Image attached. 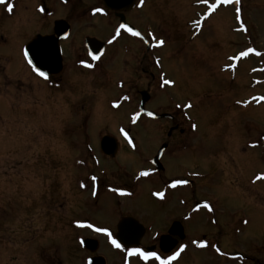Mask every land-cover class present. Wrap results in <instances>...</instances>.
Returning a JSON list of instances; mask_svg holds the SVG:
<instances>
[{
  "label": "rangeland",
  "instance_id": "rangeland-1",
  "mask_svg": "<svg viewBox=\"0 0 264 264\" xmlns=\"http://www.w3.org/2000/svg\"><path fill=\"white\" fill-rule=\"evenodd\" d=\"M49 1L57 5L56 18L62 17L63 5L73 7L71 16L69 14L74 26L73 37L95 33L105 40L110 38L118 22L113 11L89 13V8L101 6L102 0ZM137 2L140 6L125 11L127 21L146 32L151 49L123 32L117 42L108 47L104 65L109 74L98 79L93 72L76 69L72 72L74 83L62 90L47 89L21 64L23 38L42 27L31 32L38 21L36 14L18 6L13 16L0 20V28L9 37L6 43H0V264H34L31 253L36 256L42 251L53 264H85L88 252L78 247L77 236L82 234L69 227L73 220L88 219L95 225L114 228L119 217L132 214L159 231L174 222L183 223L185 210L179 209V203L168 201L165 205L152 195V191L160 187L162 172L159 177L144 178L138 170L148 166V159L164 144L169 154L173 148L187 142L189 152L180 149L164 159L165 175L185 176L182 172L187 170L199 172V197L192 204L209 197L216 203L213 217L221 224L229 220V225L228 233L222 235V230H216L211 224L210 213L201 211L196 217L187 218L185 234L189 237L177 236V242L188 244V250L177 264H241L238 260L220 258L210 246L198 249L194 239L210 243L214 241L213 236L219 237V244L230 252H243L253 259L244 264H264V183L263 196L259 191L250 192L259 198L263 204L260 206L255 199L245 196L238 185H248L247 179L264 169L262 149L249 148L258 145L264 150V100H260L264 96V0L224 3L209 16H205L208 6L203 0H144L142 6L140 0ZM212 2L215 0H210ZM79 3L84 6L81 8ZM237 8L241 9L239 13ZM86 9L88 13L82 16ZM161 37L164 45L156 43ZM248 48L256 51L238 60L232 59ZM68 68L72 71L76 67L69 61ZM122 79L126 84L122 85ZM167 79L174 84H165ZM127 89L131 92V101ZM139 90L150 92L148 109L172 113L175 120L144 116L136 125L129 123V113L138 107ZM112 99L119 100L116 101L118 108L110 107ZM18 101L30 105L28 109L32 110L28 114L39 117L42 129L28 127V131L35 133L26 132L27 123H19L23 121L19 119L23 108ZM189 103L190 108L186 106ZM193 124L197 126L195 130ZM121 128L126 131L130 128L135 136L131 142L126 139L127 145L119 136L118 132L123 134ZM23 132V146L33 145L32 140L39 139L40 145L30 149L43 151L39 166H35L29 152L19 154L22 142L18 138ZM84 132L89 135L87 147L93 149L91 153H96L94 158L101 159L103 168L93 169L89 164L77 170L75 163L71 165L73 159L84 155V145L80 144L84 141ZM104 136L117 140V157H107L100 150ZM6 146L8 153L4 152ZM237 146L246 148L244 154H238L242 166L235 165L232 159L220 165L224 149ZM46 147L49 153L53 148L49 155L55 158L53 166L43 165L48 158ZM234 152L236 150L231 156ZM86 157L90 158L89 152ZM94 170L101 174V182L120 184H128L137 173L138 191L133 197L119 198L104 191L99 202H95L90 192L80 193L75 187L76 176L87 174L89 177ZM18 172H24L27 181L21 182L14 176ZM33 172L37 182L32 181ZM226 181L237 185H230L231 182L228 185ZM20 187L27 194L22 203L15 206L12 197L20 200L16 194ZM31 200L36 209L23 205V202L30 204ZM243 217L248 218L245 227L240 225L239 218ZM35 230L38 231L36 238L32 234ZM83 234L95 237L89 231ZM1 237L4 238L1 240ZM96 238L101 243L97 251L107 254L108 264L121 262L122 254L116 259L109 244L107 250L102 249V244L110 242L108 235ZM4 239L8 245L3 243ZM20 243L24 246L19 255L22 262H11L15 251L10 245L15 248Z\"/></svg>",
  "mask_w": 264,
  "mask_h": 264
},
{
  "label": "flooded vegetation",
  "instance_id": "flooded-vegetation-1",
  "mask_svg": "<svg viewBox=\"0 0 264 264\" xmlns=\"http://www.w3.org/2000/svg\"><path fill=\"white\" fill-rule=\"evenodd\" d=\"M11 3L13 4V8L12 11L8 10V4ZM80 7L82 8L84 6V4L79 3ZM21 6L22 8L33 12L34 14H36V16L38 17V21H36L34 23V26L31 28V32L34 31V29L41 27L39 30L34 31V33L31 36H26L25 38H23L25 41L21 43L20 45V53H21V58H22V62L23 65L28 69V71L35 77V79L41 83H43L45 85V87L49 90H62L64 87H66L68 84H72L74 82V76H72V72H74L76 69H78L79 71H84V72H90L93 74H96L98 79H100L99 77H104V75L109 74L106 71V66L104 65L105 60H106V55L108 54V47L110 45H113L115 42H117L118 37L121 36V33L125 32V28L121 27L120 24V17L117 15V12L114 10H109L106 9L102 0L101 6H95V7H90L89 10L92 15L95 14H99V12L101 11H96L97 9H103V11L105 10L106 12L111 13V11H113V15L116 17V20H118L117 24L115 26H113V30L111 32V36L108 39H103L101 36H99L98 34L95 33H90V34H85L83 35L82 33H80V37H73L72 33H73V23L71 22V11L73 10V7H70L68 4L63 5L62 9H64L63 15L62 17L56 18V7L57 5H55V3L53 1H49V0H5L4 3H0V20L3 17L6 16H13L15 10H17V7ZM85 6H87L85 4ZM140 6V4L138 2H136L134 4V6L131 9H134L135 7ZM142 6V5H141ZM43 7L44 11H41L40 9ZM66 9H65V8ZM77 8V7H76ZM80 8V9H81ZM78 10V8L76 9ZM88 10V11H89ZM86 13L83 14L82 16H86L87 9L85 10ZM70 14V16H69ZM76 16V14H75ZM126 19H127V15L125 13ZM73 17V16H72ZM118 17V19H117ZM80 20V19H79ZM128 20V19H127ZM57 22H61V24L58 26V33H60V35L63 36V38L60 40V46H61V54H62V65L60 70L57 73H51L50 75H47L46 77H42L40 76L35 68L33 67L32 64L28 63V59L25 55V48L27 46L28 43H30L37 35H42V36H51V35H59L56 31V24ZM130 23V21H129ZM132 24V23H131ZM67 25H69V30L67 29ZM134 25V24H132ZM135 26V25H134ZM142 34V36H135L133 33L129 32L127 29V31L130 33V36H132L133 38L135 37L138 40H141L147 47V41H150L149 36L146 34V32L141 29L138 28L137 26H135ZM43 28V29H42ZM124 30V31H123ZM117 31H119V35L116 36ZM126 33V32H125ZM94 37L96 39H99L103 42H105V46L102 47V51H99L98 53L93 49L90 50L87 46H86V37ZM116 36L115 39H113V37ZM72 38V39H71ZM9 37L8 35L4 32V30H2L0 28V43H6L8 41ZM28 40V42L25 44V42ZM140 41V42H141ZM73 49V52H70V50ZM151 49V48H150ZM69 50V51H68ZM73 53V54H72ZM93 54H98L100 55V60H95L93 59ZM71 56L72 58L68 57ZM133 59V58H132ZM72 61V63L74 64V66L76 67L75 69H72V71H68V62ZM81 61H86L87 63L82 64ZM134 61V59H133ZM92 64L93 67H88L87 64ZM133 68H134V63L132 65V69L130 74L133 72ZM145 71V69L143 70V72ZM134 74V73H133ZM117 81V80H116ZM125 79H122V85L126 84ZM146 91V90H139L140 93V99L137 102L138 107L133 109V112L129 113L128 115V120L129 123L132 124H137L140 122L141 118H143L144 116H146L144 113H141V115L139 117H137L135 119V122H133V115L136 112H140L139 111V104L140 101L142 99V92ZM131 93L129 91V89H127L126 94L128 95V97H130L131 101V95L129 94ZM150 98L149 101L145 104V107L148 109V103L150 102ZM119 101L118 99H112L109 101V105L111 108H118L119 107ZM19 107L23 108V114L19 117V119L23 120L20 121L24 122L25 124L27 123V125L25 126L26 132L28 134H32L35 132L32 131H28V127L32 128V129H42L39 128L40 127V121H39V117H37L36 115H29L28 112H30L32 109H28V107H30V105H26V101L21 102L18 101ZM246 106L248 104H245ZM258 105V104H255ZM115 109V108H114ZM148 117V116H147ZM169 120H175L176 116L173 115L171 113V116L165 117ZM25 120V121H24ZM134 126V125H133ZM179 126V125H178ZM83 127V126H82ZM179 128V127H178ZM181 129V128H180ZM193 130H195V128L192 127ZM129 136L132 139H135L134 134L131 132V129L128 128L127 129ZM181 132L183 133L184 130L181 129ZM195 132V131H192ZM119 136L121 138V140L126 144V139H128L127 137L124 136V134H122L121 132H118ZM24 135L23 133L19 134V138L18 140H20L22 142V146L19 147V154H23L24 152H29L30 158L31 160L35 161V166H39L40 164V154L41 152L43 153V151L39 150L38 148L36 150L32 149L30 150L32 147H38L40 145L39 139H35L32 140L33 141V145L30 146H23L24 144V140L22 138V136ZM82 135L84 136V141H82L80 144L84 145L82 147L83 149V153L84 155L76 157L75 159L72 160L71 165H73L75 163L76 166H78L76 169H81V168H87L90 166H93V169H98V168H103V166H101L99 160H101L99 157H95L94 155L96 154L95 152L91 153V151L93 150L92 148L87 147V139L89 138L88 133L84 132L82 133ZM187 143L184 144H180L178 147L173 148V151H170L169 154H166V150L162 153L161 157H160V168L157 169L156 166L153 164V159L155 158V156L157 155L159 149H157V151L155 152V154L150 157L148 159V166L146 167H142L138 170V173L141 175V172L144 171H148L149 174L147 176H142L144 178H148L149 176H160L159 174L162 172V176H160L159 178V185L160 187L158 189H154L152 191V195H154V199H157L159 202L164 203L165 205L168 203V201H175V203H179V209L182 211V209L184 208L185 213L182 215V222H174L171 225L165 227L164 231H159V230H155L152 229L151 227L147 226L145 223H143V221L138 218L135 215H125V216H121L119 217L118 222L126 216L129 217H133L136 218L137 220H139V222H141L145 227H141V226H133L131 228L128 229V236L125 237L127 239V245H124L123 248H117L114 244H112L111 242V237H109V243L107 241V243L102 244V249L103 250H107L106 247H108V244L110 245L111 252L114 253L116 256V259H119V255L121 256V262H118L120 264H133V262H138L139 264H160L159 260H156L155 258H150L149 260H144L139 254H133L130 253L128 250L134 247L137 248H143L146 251H155L157 253H159L163 258H167L168 256L172 255L174 252H176L177 250H179L181 245H186L188 247V244L184 243L183 241H179L177 242V236L181 239H185L187 237H189V235L185 234V222L188 220L187 218H191V217H196L198 215L199 212L204 211L205 213H210L212 215V218H209V220H211V224L214 225V228L216 230H219L222 232V235L227 234L228 232H226L228 225H229V220L224 221V224H221V222L219 220H217V217H213V214L216 213L215 211V205L216 203H213V201H211V199H209V197L201 199V200H196L193 204V200L196 199L197 197H199L198 195V187L201 183L200 180V173L195 171V172H191L189 170L182 172V173H186L185 176H166L165 173V167H164V159L169 156V155H173L176 151L180 150V149H184L187 151ZM100 145H101V141H100ZM127 145V144H126ZM167 145V144H166ZM129 148V147H128ZM168 148V146H167ZM249 148H252V150L255 149H262V160L264 159V150L263 148L258 147V145L255 146H251ZM255 148V149H253ZM4 152L8 153V147L6 146L4 148ZM52 153H53V148L51 149ZM90 150V151H88ZM100 150L102 151L103 154H106L105 152H103V150L101 149L100 146ZM129 150H133L130 149ZM234 152V156H231L232 151ZM246 150L245 147H226L223 151V153L220 155V163L222 162V164L220 165H224L226 162H228L229 159H232L234 161L235 165H239L242 166V162H240L238 160V154H244L243 152ZM47 151V161L43 164L44 166L48 167V165L53 166V163L55 160L54 157H51L49 155H52V153H49V148L46 147ZM23 152V153H22ZM90 154V158L86 157L87 154ZM93 155V157H92ZM107 157H111L110 155L108 156V154L106 155ZM237 156V157H236ZM114 157V156H112ZM117 157V156H115ZM224 160V162L222 161ZM91 161V162H90ZM23 164V162H21ZM151 165V166H150ZM18 167L20 166V162L17 165ZM101 171V170H100ZM91 173L89 174V177H86L87 174L85 175V177H83L82 175L76 176V182H75V187L78 190V192L82 193L83 190L90 192L89 196L90 198L93 199V201L95 202H99L98 198L101 195V192H106L110 195H114L116 197H125V196H134V194L138 191V185L136 180H138L137 177V173H135L131 180L128 181V184H120V183H114L112 181H107V182H101V174H98L94 171H90ZM127 175L130 177L131 173L126 172ZM261 174H264V169L263 170H259L256 171L251 178L247 179L248 180V185L245 184H238L241 187V192L247 196L250 197V199H255L256 201V205L260 206L262 203L259 201V198L256 199V196L251 194L250 192H255V191H259V193H261V196H263V192H262V184L264 183V179H260L258 177L261 176ZM178 175H180L178 173ZM14 176L19 177V180L21 182H25L27 181L26 177L27 175L24 174V172H18L16 174H14ZM95 178V179H94ZM175 179H186L189 181V183L187 184H182V185H177L175 187L172 186V182ZM90 180V181H89ZM32 181H36L35 178V174L33 172V177H32ZM226 181V183L229 185H237V184H233V181ZM238 182V181H237ZM243 182V180H242ZM21 189V190H20ZM20 189H16V194H19V199H15L16 197H12L13 201L12 204H15V206H18L19 204L22 203L23 198L25 197V195L27 194L24 189L22 187H20ZM117 189H122L123 191H117ZM37 191V188H36ZM158 192H163L164 195L163 196H158L156 195V193ZM151 193V191H150ZM34 194V192L31 194V196ZM205 201L209 202L212 205V209L210 210L209 208L204 206ZM33 200H31L30 204H27L25 202H23V205H25L27 208H34L33 207ZM189 204V205H188ZM263 205V204H262ZM199 206V207H198ZM36 209V207L34 208ZM46 211V210H45ZM114 213L116 215H118V211L116 212L113 209ZM240 219V225L241 226H247L248 223H244V221H248V218L243 217V218H239ZM78 221L80 223H78ZM78 221L73 220L70 222V228H73L75 231H79L82 235L77 236L78 240L80 241V243L78 244L79 249H84L88 252V254L85 257V264H89L88 260L89 259H95V261H93V264H108V260H107V254L106 256L103 255L101 252H98L97 250L101 249V243L98 242L97 243V249L96 251H91L89 249H86L84 247V240L89 238V236L83 234L86 233L87 231L91 232L93 236L95 237H91L94 239H97L96 237L100 236H105L108 235L107 233H103V232H97L95 230V228L92 227H88V224H94V222L88 220V219H79ZM118 222L116 223L114 228H108L111 233L112 236H114L117 240L120 241V238L118 237V232H119V228H118ZM179 223L182 227H175V225ZM96 227H103L104 225L98 226L95 225ZM238 229V228H236ZM180 230H182V233H180ZM38 232V231H37ZM35 230L34 233H32L35 238L36 235L38 234ZM237 232H241L240 230H238ZM168 233V234H167ZM176 235V237H174ZM221 236V233H220ZM164 237V238H163ZM4 237H1V240ZM38 238V237H37ZM219 237H214L213 236V240L214 241H210V243L207 242L206 245L200 243L201 241H206V240H201L200 242H198L197 239H194L196 242V246L198 247V249H202L205 250L206 247H211V249L214 251V253L219 256L220 258L223 259H227L230 261H235L238 260L239 263L244 264V262H251L253 261L252 258H250L248 255H245L243 252H230V249H227L226 247L224 248L223 245L219 244ZM121 242V241H120ZM4 244H7V242L3 241ZM8 245V244H7ZM23 244L20 243L18 247L13 248L12 245H10L12 247V249H14L13 251H15V256L13 257V259L11 260V262H22V258L20 255L21 251L20 248H23L24 246H22ZM78 247L75 248L76 251H78ZM99 247V248H98ZM217 248H219V251H217ZM188 249L185 248L183 252L180 253V255L169 262V264H177L178 262L181 261L180 257L186 254V251ZM19 251V252H18ZM45 252H39L38 254H36V256L33 255V253H31L32 258H33V262L38 263V261H40V264H53V261L44 254ZM182 256V257H183ZM39 259V260H38ZM180 259V260H179ZM101 260V261H99ZM116 263V264H118Z\"/></svg>",
  "mask_w": 264,
  "mask_h": 264
},
{
  "label": "water",
  "instance_id": "water-1",
  "mask_svg": "<svg viewBox=\"0 0 264 264\" xmlns=\"http://www.w3.org/2000/svg\"><path fill=\"white\" fill-rule=\"evenodd\" d=\"M103 1L108 9L120 11L119 16L121 19V23L123 25H128L129 27H132L133 29H135L131 24H129L126 21L125 15L123 13V11L129 10L132 8V6L135 3V0H103ZM60 24L61 22H57L56 24L57 33H58V26ZM67 29L69 30V25H67ZM58 34H59L58 36L56 35H51V36L37 35L26 47L27 57L31 58L33 64H35L36 67H39L41 71H44L47 74L57 73L60 70L61 65H62L61 64L62 63L61 48L59 45V41L62 35H60V33ZM86 44L91 50L94 49L97 52L101 51L102 47H104L103 42H101L100 40L96 38H87ZM149 98H150L149 92L143 91L142 100L140 104L141 110L147 111L145 110L144 106H145V103L149 100ZM154 115L158 117L169 116L168 114L157 115L156 113H154ZM165 147H166V144L163 145V147L159 151V154L154 158V162L158 164L159 168L161 166L159 162V158H160L161 152L163 151ZM101 149L106 154L110 156H115L118 150V142L113 137L104 136L101 140ZM133 226H142V225L136 219L130 218V217L124 218L119 224L118 237L125 244L128 243L127 239L125 238L128 236V229ZM177 226L182 227L179 223L175 225V227ZM180 233H182V230H180ZM97 243L98 241L92 238H87L85 240L86 247L91 251H96Z\"/></svg>",
  "mask_w": 264,
  "mask_h": 264
},
{
  "label": "snow or ice",
  "instance_id": "snow-or-ice-1",
  "mask_svg": "<svg viewBox=\"0 0 264 264\" xmlns=\"http://www.w3.org/2000/svg\"><path fill=\"white\" fill-rule=\"evenodd\" d=\"M4 2H5V0H0V3H4ZM198 2H200V0H198ZM230 2L240 3L241 0H215V2H212V3H210V0H203V3L208 6V12L205 13V16L211 15L218 8L219 5L224 4V3H230ZM140 3L142 5L144 3V0H140ZM12 8H13V4L9 3L8 4V10L12 11ZM40 10L44 11L43 7ZM96 11H103V9H97ZM240 11H241L240 8L236 9L237 13H239ZM196 23L199 26V22H196ZM121 27L122 28H127V30L129 32L133 33L135 36H141L142 35L140 31H136L132 27H129L128 25H121ZM118 35H119V31H117V33H116V36H118ZM116 36H114L113 39H115ZM152 38L155 39L154 34H153ZM156 43L158 45H164L165 40L161 37L158 40H156ZM255 51H256L255 48H248L247 51L240 52L239 56H234V57H232V59L233 60H238V59H240V57L247 56L249 53L255 52ZM100 58H101L100 55L93 54V59L100 60ZM157 62H159V61H157ZM28 63L29 64H33L31 58H29ZM81 63L84 64V63H87V62L86 61H81ZM87 66L88 67H93V65L90 64V63L87 64ZM33 67L35 68L36 72L40 76H42V77H46L47 76V73L44 72V71H41V69L39 67H36L35 64H33ZM233 67H234V65H233ZM164 83L168 84V85H171V84H174V81L171 80V79H167V80L164 81ZM260 100H264V96H261ZM186 106L190 108L191 107V103L187 104ZM141 111H143V110H141ZM147 114L149 116H153L154 115L153 112H148ZM140 115H141V112L134 113L133 122H135V119L137 117H139ZM192 127L196 128L197 126L195 124H193ZM121 131L123 132L124 136L129 139V142H131L132 138L129 136L128 131L124 130L123 128H121ZM148 174H149L148 171L141 172L142 176H147ZM258 178L264 179V174H261V176L258 177ZM187 183H189V181L186 180V179H175L172 182V186L175 187L177 185H182V184H187ZM117 191H123V190L122 189H117ZM156 195L163 196L164 193L163 192H158V193H156ZM204 206L209 208L210 210L212 209V205L209 202H207V201H205ZM78 223H80V222L78 221ZM244 223L246 224V223H248V221L245 220ZM88 227L95 228V230L97 232L107 233L108 236L111 237L112 244H114L117 248H123L124 247V245L119 240H117L114 236H112L111 231L107 227H96L93 224H88ZM200 243L206 245L207 241H201ZM186 247H187L186 245H181L179 250H177L172 255L168 256L167 258H163L159 253H157L155 251H146L143 248L134 247V248L129 249L128 251L130 253H133V254H139L144 260H149L150 258H155L156 260L160 261V264H169V262L174 260V259H176L180 255V253L184 251V249ZM217 251H219V248H217Z\"/></svg>",
  "mask_w": 264,
  "mask_h": 264
},
{
  "label": "bare ground",
  "instance_id": "bare-ground-1",
  "mask_svg": "<svg viewBox=\"0 0 264 264\" xmlns=\"http://www.w3.org/2000/svg\"><path fill=\"white\" fill-rule=\"evenodd\" d=\"M148 178H150V176H149ZM182 256H183V255H182ZM182 256L180 257V259L182 258ZM180 259H179V260H180Z\"/></svg>",
  "mask_w": 264,
  "mask_h": 264
}]
</instances>
